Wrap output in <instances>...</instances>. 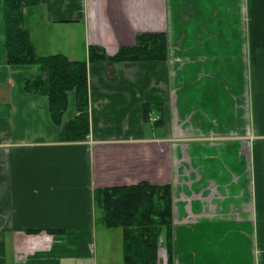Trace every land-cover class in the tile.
Masks as SVG:
<instances>
[{
  "label": "crops",
  "instance_id": "1",
  "mask_svg": "<svg viewBox=\"0 0 264 264\" xmlns=\"http://www.w3.org/2000/svg\"><path fill=\"white\" fill-rule=\"evenodd\" d=\"M32 12L64 24L71 61L144 33H166L169 58L89 62L90 135L63 142L48 97L25 90L32 67L7 62L0 0V264L85 259L95 190L141 182L172 187L174 264H264V0H40ZM28 29L40 55L58 54Z\"/></svg>",
  "mask_w": 264,
  "mask_h": 264
},
{
  "label": "trees",
  "instance_id": "2",
  "mask_svg": "<svg viewBox=\"0 0 264 264\" xmlns=\"http://www.w3.org/2000/svg\"><path fill=\"white\" fill-rule=\"evenodd\" d=\"M40 0H4L6 15L7 62L11 66H29L33 72L25 81V90L46 96L53 122L61 128L63 142H84L90 135L89 62L166 61L169 39L166 33H144L135 46H122L115 56L90 46L85 61H71L64 54L40 55L26 16ZM73 112L69 114L70 110ZM150 110L145 107V116ZM98 219L108 229H122L124 264H159L162 234L168 264H174V213L172 187L141 182L132 186L99 188L94 192ZM39 230L31 231L33 234ZM51 234L58 231L49 230Z\"/></svg>",
  "mask_w": 264,
  "mask_h": 264
},
{
  "label": "rangeland",
  "instance_id": "3",
  "mask_svg": "<svg viewBox=\"0 0 264 264\" xmlns=\"http://www.w3.org/2000/svg\"><path fill=\"white\" fill-rule=\"evenodd\" d=\"M37 9V8H36ZM36 9L32 10L35 11ZM30 12L26 16V26L33 31V37L37 44H44L45 50H49L54 53H68L72 57L79 55H73L69 52L65 45L62 43V34L66 31L64 24L56 25L52 24L48 26L44 22L43 16ZM188 31L190 30V24L187 25ZM5 32H6V18H5ZM70 47H73L79 54L83 50V42L85 40L84 33L77 29L70 33ZM50 43L49 49L48 44ZM97 216H101L100 210L95 209V225L94 231L96 232L95 238L92 240H86V255L85 259H75L71 261H64L63 264H94L98 259L99 262H104L107 258L110 260H117L123 256V233L122 229H108L101 221L98 222L97 227ZM76 243L78 241H70ZM82 242V241H79ZM162 243V242H161ZM76 246V244H75ZM82 246V244H81ZM80 246V249H81ZM162 247V246H161ZM73 248V247H72ZM78 250V247H74ZM163 248V247H162Z\"/></svg>",
  "mask_w": 264,
  "mask_h": 264
},
{
  "label": "water",
  "instance_id": "4",
  "mask_svg": "<svg viewBox=\"0 0 264 264\" xmlns=\"http://www.w3.org/2000/svg\"><path fill=\"white\" fill-rule=\"evenodd\" d=\"M161 246L164 248V244L163 243H161Z\"/></svg>",
  "mask_w": 264,
  "mask_h": 264
},
{
  "label": "built area",
  "instance_id": "5",
  "mask_svg": "<svg viewBox=\"0 0 264 264\" xmlns=\"http://www.w3.org/2000/svg\"><path fill=\"white\" fill-rule=\"evenodd\" d=\"M155 121H156V119H155Z\"/></svg>",
  "mask_w": 264,
  "mask_h": 264
}]
</instances>
